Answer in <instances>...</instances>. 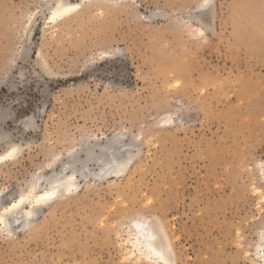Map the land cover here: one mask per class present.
I'll return each instance as SVG.
<instances>
[{"label": "rangeland", "instance_id": "1", "mask_svg": "<svg viewBox=\"0 0 264 264\" xmlns=\"http://www.w3.org/2000/svg\"><path fill=\"white\" fill-rule=\"evenodd\" d=\"M57 1L0 0V210L72 153L133 159L0 225V264H161L136 221L174 264H264V0H71L54 23Z\"/></svg>", "mask_w": 264, "mask_h": 264}, {"label": "bare ground", "instance_id": "2", "mask_svg": "<svg viewBox=\"0 0 264 264\" xmlns=\"http://www.w3.org/2000/svg\"><path fill=\"white\" fill-rule=\"evenodd\" d=\"M207 2L205 3L207 4ZM80 8V3H73L71 0H58L52 9L49 20L54 23L61 21L70 17L77 10L79 11ZM125 146L121 139L115 138L108 145L97 146V150L94 147L86 148L84 151L86 158L83 160L73 153L70 154L69 161L62 166L61 170L54 172L51 177L46 179L43 191L37 190L42 182V178H39L27 192L0 210V225L5 229H12V225L19 222H22L24 227L29 225L39 206L78 189V173H83L89 162L95 161L99 165V171L95 173L99 178L118 176L124 173L133 159L132 152L126 150ZM17 151L18 147L11 148L8 153L0 156V163L12 158ZM78 164L80 166L76 167ZM69 168H73L72 172L66 173ZM27 205H29L28 208ZM136 224V238L131 241L133 247L161 264H174L172 243L165 227L160 222H156L151 229L144 228L142 221H136ZM261 248L264 259V244Z\"/></svg>", "mask_w": 264, "mask_h": 264}]
</instances>
